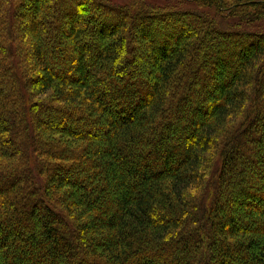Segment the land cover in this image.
<instances>
[{"label":"trees","instance_id":"obj_1","mask_svg":"<svg viewBox=\"0 0 264 264\" xmlns=\"http://www.w3.org/2000/svg\"><path fill=\"white\" fill-rule=\"evenodd\" d=\"M184 1L0 0V264H264V1Z\"/></svg>","mask_w":264,"mask_h":264},{"label":"rangeland","instance_id":"obj_2","mask_svg":"<svg viewBox=\"0 0 264 264\" xmlns=\"http://www.w3.org/2000/svg\"><path fill=\"white\" fill-rule=\"evenodd\" d=\"M43 0H41L42 2ZM110 4H115V5H130L134 0H105ZM143 1L144 3L150 5V6H166L172 9H192L196 10L199 13L205 12L210 15H215L218 20L222 17H218L217 12L214 11L213 9H208V8H203L202 6L196 7L193 3L186 2L184 0H138ZM242 1V0H241ZM264 1V0H262ZM228 4L232 3L233 0H226ZM29 13V11L27 12ZM223 14V13H222ZM224 15V14H223ZM24 22H28V20L25 18H22L18 21L17 26L19 27L21 24H24ZM234 22L233 21H222V27H229V28H234ZM253 30L255 31H263L264 30V21H260L252 27ZM27 34L28 31L26 32ZM21 43V42H20ZM19 45V42H18ZM28 45V44H27ZM29 48V47H27ZM30 50V48H29ZM50 92H47L46 94H43V96L36 97L35 100H45L47 99L48 96H50ZM42 129V128H41Z\"/></svg>","mask_w":264,"mask_h":264}]
</instances>
